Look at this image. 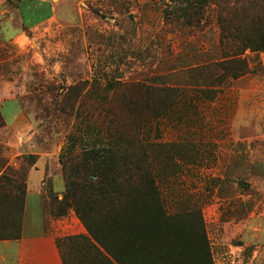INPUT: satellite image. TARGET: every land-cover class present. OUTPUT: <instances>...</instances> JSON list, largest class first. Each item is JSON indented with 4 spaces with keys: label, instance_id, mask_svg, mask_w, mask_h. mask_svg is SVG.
Instances as JSON below:
<instances>
[{
    "label": "rangeland",
    "instance_id": "1",
    "mask_svg": "<svg viewBox=\"0 0 264 264\" xmlns=\"http://www.w3.org/2000/svg\"><path fill=\"white\" fill-rule=\"evenodd\" d=\"M2 1L0 11L14 15V3ZM167 3L87 0L75 22L0 37L9 63L0 77L31 118L38 151L57 156L59 173L62 161H84L85 151L122 135L124 126L108 128L105 116L131 117L149 143L167 212L200 210L213 264H264V51L245 52L248 73L215 79L207 87L215 92L202 94L201 65L221 57L219 28L214 20L200 29L183 26L165 16ZM76 84L88 90L78 110L64 98ZM152 86L179 92L146 112L133 109L129 103L148 98ZM13 109L3 105L6 116Z\"/></svg>",
    "mask_w": 264,
    "mask_h": 264
},
{
    "label": "trees",
    "instance_id": "2",
    "mask_svg": "<svg viewBox=\"0 0 264 264\" xmlns=\"http://www.w3.org/2000/svg\"><path fill=\"white\" fill-rule=\"evenodd\" d=\"M167 4L165 16L176 17L183 26L200 29L214 20L219 28L221 57L201 65L199 71L206 86L198 89L202 94L215 92L208 89L215 79L222 82L248 73L249 61L242 57L245 52L264 51V0H168ZM85 88L76 84L65 91V100L73 101L76 110L87 97ZM145 90L148 98L129 103L139 112L169 101L179 87L152 86ZM116 121L112 115L104 117L108 128L121 123L122 135L85 151L84 161H62L65 191L62 199L51 195L46 212L50 214L52 208L56 209L57 213L52 214L56 218L68 209L74 211L89 236H74L70 240L82 239L87 243L90 264H213L200 210L193 206L167 212L154 184L146 150L149 143L139 138L140 129L131 117ZM5 123L0 108V127ZM115 138L118 143L113 141ZM80 157L76 158L81 160ZM25 160L24 168L28 169L32 160ZM5 161L0 157V170ZM25 169L17 173L23 175Z\"/></svg>",
    "mask_w": 264,
    "mask_h": 264
},
{
    "label": "crops",
    "instance_id": "3",
    "mask_svg": "<svg viewBox=\"0 0 264 264\" xmlns=\"http://www.w3.org/2000/svg\"><path fill=\"white\" fill-rule=\"evenodd\" d=\"M12 1L14 15L6 9L0 11V37L5 39L24 36L26 31H35L53 21L75 22L82 16L87 0ZM3 3L0 0V5ZM0 50V68L4 70L7 59L5 51ZM6 103L14 104L8 116L3 111ZM0 108L6 122L0 127V157L7 160L0 170V264H90L87 243L82 239L70 240L74 236H89L74 212L61 219L46 212L51 195L62 199L65 191L58 159L53 153L38 151V144L33 141V122L20 99L11 97L10 82L3 76ZM25 158L32 160L28 169L24 168ZM22 168L23 175L15 172Z\"/></svg>",
    "mask_w": 264,
    "mask_h": 264
}]
</instances>
